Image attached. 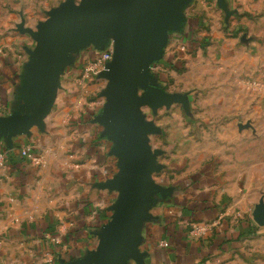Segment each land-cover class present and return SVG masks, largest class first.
I'll return each mask as SVG.
<instances>
[{
    "label": "crops",
    "instance_id": "1",
    "mask_svg": "<svg viewBox=\"0 0 264 264\" xmlns=\"http://www.w3.org/2000/svg\"><path fill=\"white\" fill-rule=\"evenodd\" d=\"M195 1H184L182 15ZM213 2L229 8L228 0H201L203 13L185 18L192 32L219 19ZM16 13L11 27L0 22L2 117L35 114L48 93L37 86V41L26 32L37 30L35 13L20 7ZM91 46L63 53L57 102L42 126L0 132V264H69L88 257L98 245L95 233L121 200L122 187L114 185L125 178L129 159L106 120L108 80H82L87 57L104 51ZM158 62L150 64L151 76ZM256 112L264 117V106ZM262 129L264 121L257 131ZM27 145L42 158L40 165L22 156ZM232 158L170 188L157 183L163 191L154 192L151 219L139 231L144 264H264V226L253 218L264 202V149L248 159L241 152ZM225 163H231L227 170ZM197 226L205 228L200 236L193 234ZM118 262L138 264L130 255Z\"/></svg>",
    "mask_w": 264,
    "mask_h": 264
},
{
    "label": "rangeland",
    "instance_id": "2",
    "mask_svg": "<svg viewBox=\"0 0 264 264\" xmlns=\"http://www.w3.org/2000/svg\"><path fill=\"white\" fill-rule=\"evenodd\" d=\"M228 1L229 8L213 2L219 19L192 32L185 18L203 13L201 0L195 1L179 30L165 31L161 61L151 69L155 84L149 91L167 102L142 110L157 157L154 181L167 188L214 169L224 157L241 152L248 159L251 151L264 149V131H257L264 117L256 112L264 106V0ZM65 2L0 0V22L11 27L20 7L31 9L32 23L39 26ZM138 96L147 97L141 88Z\"/></svg>",
    "mask_w": 264,
    "mask_h": 264
},
{
    "label": "water",
    "instance_id": "3",
    "mask_svg": "<svg viewBox=\"0 0 264 264\" xmlns=\"http://www.w3.org/2000/svg\"><path fill=\"white\" fill-rule=\"evenodd\" d=\"M184 1L82 0L77 5L75 0H66L60 9L48 14L36 31L26 30L37 41L34 70L37 86L41 90L47 88V97L35 114L0 116V132L23 134L44 124L59 95L64 52L90 45L104 50L111 40L113 45V59L99 78L108 80L106 120L123 139L119 151L129 162L125 178L114 185L122 187L114 215L95 233L99 239L95 252L69 264H119V259L126 260L129 255L138 264H144L139 249L140 226L151 219L148 212L154 203V192L163 189L154 181L157 157L149 138L152 129L142 106L155 107L167 102L157 100L149 91V84H155L150 64L162 58L165 31L179 30ZM139 88L147 97L138 96ZM253 218L264 226L263 201Z\"/></svg>",
    "mask_w": 264,
    "mask_h": 264
},
{
    "label": "built area",
    "instance_id": "4",
    "mask_svg": "<svg viewBox=\"0 0 264 264\" xmlns=\"http://www.w3.org/2000/svg\"><path fill=\"white\" fill-rule=\"evenodd\" d=\"M2 55V50L0 49V57ZM113 59V45H111L110 48L104 50L101 54L98 55L97 58H90L87 57L84 63L83 67V74H82V80L84 82H94L97 79H100L99 76L100 74L107 70V65L111 63ZM22 156L31 161L32 163L36 165H40L42 163V158L38 156L35 153V150L32 146L27 145L22 149L21 152ZM4 158L3 156H1ZM205 232L204 227H194L193 234L194 235H199L203 234ZM164 246L167 247L168 243H164Z\"/></svg>",
    "mask_w": 264,
    "mask_h": 264
}]
</instances>
